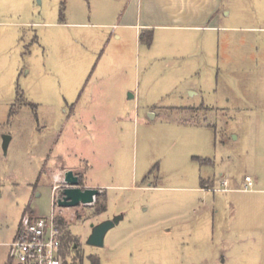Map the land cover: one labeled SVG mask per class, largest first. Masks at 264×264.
<instances>
[{"label": "rangeland", "instance_id": "rangeland-1", "mask_svg": "<svg viewBox=\"0 0 264 264\" xmlns=\"http://www.w3.org/2000/svg\"><path fill=\"white\" fill-rule=\"evenodd\" d=\"M36 2L40 21L0 18V228L57 209L53 170L71 162L107 209L58 215L69 264H264L261 2L240 0L229 28L150 43L93 25L95 0ZM80 117L96 129L78 134ZM222 164L257 191H222ZM117 216L103 246L88 243Z\"/></svg>", "mask_w": 264, "mask_h": 264}, {"label": "crops", "instance_id": "crops-1", "mask_svg": "<svg viewBox=\"0 0 264 264\" xmlns=\"http://www.w3.org/2000/svg\"><path fill=\"white\" fill-rule=\"evenodd\" d=\"M44 1V0H43ZM94 2V0H92ZM97 23L93 25L101 28H113L114 38L117 40H126L129 37L140 38L145 33L149 36L156 37V34L168 32V30H190L194 35L202 34L206 36L207 31H220L229 28L225 24L232 20H237L238 3L240 0H95ZM264 7V0H258ZM231 2V5L229 3ZM233 3V4H232ZM118 7L115 8L114 7ZM121 7V8H120ZM10 16L17 19H40L44 18V9L39 8L36 0H0V18ZM79 18V17H78ZM90 20V19H89ZM40 24L41 22H33ZM91 22H80L79 25H88ZM91 25V24H89ZM234 93V92H232ZM230 101V99H227ZM218 108L223 113L229 108L221 106ZM83 115L81 110L79 115ZM225 118V115H223ZM223 118V119H224ZM225 120V119H224ZM85 120L80 117L77 121L78 134H82L85 129H96V125L89 122L85 125ZM225 125V124H224ZM225 165V164H224ZM56 172L59 169H72L80 171L77 164L64 162L56 165ZM89 167V165H88ZM64 170V171H65ZM237 176L229 167L223 166L218 175H214L213 182L221 186L222 191L226 192H253L252 189L246 190L245 176ZM259 182V177H253ZM84 182L85 187H97L100 185L89 184ZM243 186V187H242ZM264 192V190H259ZM55 197V196H54ZM26 211L34 213L29 207L20 211L18 218L11 226L0 228V264H17L9 255L10 246L18 235L22 216ZM227 258L223 259L226 264Z\"/></svg>", "mask_w": 264, "mask_h": 264}, {"label": "built area", "instance_id": "built-area-1", "mask_svg": "<svg viewBox=\"0 0 264 264\" xmlns=\"http://www.w3.org/2000/svg\"><path fill=\"white\" fill-rule=\"evenodd\" d=\"M64 173L65 171L54 175L56 182L53 187L54 199L58 208L48 216H38L30 211L22 216L19 233L9 243V255L17 264H64L63 238L65 229L58 215L67 207L58 205L59 197H56L55 194V191L60 187L58 181L63 182L62 187L65 185ZM245 181V189H252L254 186L253 177L246 175Z\"/></svg>", "mask_w": 264, "mask_h": 264}, {"label": "water", "instance_id": "water-1", "mask_svg": "<svg viewBox=\"0 0 264 264\" xmlns=\"http://www.w3.org/2000/svg\"><path fill=\"white\" fill-rule=\"evenodd\" d=\"M10 140V135H4L5 148L9 145ZM64 181L65 185L62 189V194L57 201L58 205L61 207H76L81 204H93L95 203L98 194L102 192L96 187H82L79 175L72 169L65 171ZM121 219V216H117L112 220H106L97 225H93L92 233L88 238V243L91 245L103 246L106 233Z\"/></svg>", "mask_w": 264, "mask_h": 264}, {"label": "trees", "instance_id": "trees-1", "mask_svg": "<svg viewBox=\"0 0 264 264\" xmlns=\"http://www.w3.org/2000/svg\"><path fill=\"white\" fill-rule=\"evenodd\" d=\"M143 35L141 36V39L143 38ZM147 41H148V43L151 42V36L148 37ZM79 177H80V184H84L83 183V176L79 175ZM94 206H95L94 207V212L97 213V214L103 213V212L106 211V209H107V196H106L105 192H101V193L98 194ZM26 212H28V211H26ZM66 236L67 235H65L64 238H63V254H64V258H65L64 264H69L68 261H67V255L69 253L68 252L69 249L67 251V248L65 247V243H64V240H65Z\"/></svg>", "mask_w": 264, "mask_h": 264}, {"label": "flooded vegetation", "instance_id": "flooded-vegetation-1", "mask_svg": "<svg viewBox=\"0 0 264 264\" xmlns=\"http://www.w3.org/2000/svg\"><path fill=\"white\" fill-rule=\"evenodd\" d=\"M81 186H83V184H81Z\"/></svg>", "mask_w": 264, "mask_h": 264}]
</instances>
